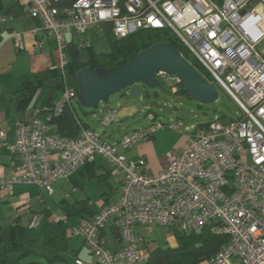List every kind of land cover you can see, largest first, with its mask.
Here are the masks:
<instances>
[{"label":"built area","instance_id":"built-area-1","mask_svg":"<svg viewBox=\"0 0 264 264\" xmlns=\"http://www.w3.org/2000/svg\"><path fill=\"white\" fill-rule=\"evenodd\" d=\"M23 10L35 21L29 32L40 51V31L53 36L62 70L67 62L68 36L85 35L91 28L107 27L116 37L142 29L174 35L204 67L213 84L235 103L240 115H214L204 123L183 127L147 114L149 124L113 141L102 139L91 127L80 126L74 137L54 133L51 120L77 100L72 86H64L50 106L34 108L30 119L16 120L14 139L0 130V150L7 149L18 164L0 177V200L15 184L32 183L51 193L53 184L71 176L87 161L102 156L119 188L116 198L91 217L72 225L92 256L74 264H142L148 241L138 224L173 227L182 233L211 225L229 241L203 264H264V0H24ZM13 20L0 17V23ZM16 49H23L24 32L11 34ZM89 47L82 41L77 47ZM171 94L182 88L179 78L156 74ZM48 111L45 119L40 113ZM114 120L102 115L100 124ZM187 132L179 151H167L165 164L149 174L143 157L129 159L125 151L160 129ZM33 215L30 226L39 223ZM113 223L119 248H111L102 232Z\"/></svg>","mask_w":264,"mask_h":264},{"label":"trees","instance_id":"trees-1","mask_svg":"<svg viewBox=\"0 0 264 264\" xmlns=\"http://www.w3.org/2000/svg\"><path fill=\"white\" fill-rule=\"evenodd\" d=\"M108 33L109 50L106 52L98 54L90 52L88 59L82 61L79 57L78 47L74 43L68 42L66 47L67 62L62 70L59 67L46 68L42 71L29 73L6 81L0 87V106L5 100H15L14 104L16 108L23 110L29 105L30 100L38 89L46 88V97L38 107L43 109L51 105L52 101L60 95V92L66 85L74 87L78 93L77 72L80 69L87 66L95 68L103 64L108 72L113 71L140 51L160 42L173 43L179 49L182 57L189 61L196 70L212 83L204 67L170 33L156 29H142L126 37L119 38L114 37L110 31ZM88 48L91 49L90 46ZM122 95L126 96L124 92ZM176 95L190 98L186 95L183 86L178 94L174 96ZM78 110L81 112V115L82 113L87 115L92 112H98L83 108L78 102L76 107L71 102L69 106L64 107L61 114L52 118L51 125L54 133L64 137H74L77 135L80 126L90 127L86 120L79 115ZM148 113H152L156 117L155 113L148 109L145 115L146 118ZM21 120L25 119L22 118ZM94 159L87 161L82 166L88 165ZM108 171L110 172V170ZM59 205L67 218L74 215L90 214L86 199L72 203L61 200ZM41 214L44 216V219L41 222L38 235L35 236L28 233L26 227L16 217L9 225V239L3 241L0 224V264H36V261L30 260L24 262L23 259L32 254H37L35 247L38 238H40L43 244L40 256L46 263L51 264L62 257L63 252L68 247V238L72 224L62 218L50 220V211L45 209H43ZM28 226L33 227L30 226V222ZM228 241V236L214 232L211 225L208 224L199 231L183 233L177 238L176 246L174 247L162 248L155 246L149 249L147 257L143 260L142 264H203L223 245L227 244ZM48 250L51 251L50 256L44 253Z\"/></svg>","mask_w":264,"mask_h":264},{"label":"rangeland","instance_id":"rangeland-1","mask_svg":"<svg viewBox=\"0 0 264 264\" xmlns=\"http://www.w3.org/2000/svg\"><path fill=\"white\" fill-rule=\"evenodd\" d=\"M4 1L5 7L0 10V17L8 16V13L6 12L8 5L6 3V0ZM19 7L22 8L20 3ZM8 22H10V20L1 22L0 26H4ZM108 32L109 30L107 29V27H103L102 29H90L85 35H73V40L76 44L84 41L91 47V49H89L88 47H78L79 57L82 61H86L88 59L90 52L98 54L100 52H106L109 50ZM45 42L47 43L46 39L43 40L42 53H49L54 60V55H57L58 57L57 50L54 48L55 41L54 39L50 38L49 46ZM263 46L264 44L260 43L259 45H257V49L260 50L263 48ZM26 66L27 65L25 64V62H18L14 66H12L14 67L12 73H14V75H23L30 73V70H28ZM12 67L11 61L3 58L2 66L0 64V81L9 76L10 71L8 70L12 69ZM212 85L218 94V98L216 101L206 104H199L197 101L185 96L179 97L178 95L174 96L170 93L167 94L165 92H169V89L166 85H164V90H161L158 87H154V89L151 90L155 91L156 94L154 95L150 94V96H145L144 94H142L139 98L134 99H126V96H123V92L121 91L112 94L109 98L108 105L110 109H113L115 111V116L119 115L123 108L127 109V111L130 112V115L126 118H122L118 125H115V123L112 122L109 125L104 126L96 122V120L94 119L82 116L79 110L78 112L79 115L84 118L90 126L95 127L97 132L100 133L102 139L106 138L101 133L102 129L105 130L106 133L113 132L111 138L107 136L108 141H113L114 137L120 136L126 130H131L132 128L137 127H146L150 122L145 117L148 109L155 113V120H160L161 122L171 124L180 122L182 123L183 127L191 124L196 125L199 122L207 121L214 115L221 116L222 119H228L230 117L240 115L241 112L239 108H237L231 98L219 86L213 83ZM46 94V88L38 89L32 97V104L37 105L38 103L43 101ZM72 102L74 106L77 107L76 101L73 100ZM45 117L46 113L41 112L40 118L45 119ZM164 129L168 130V134L157 145V150H163V157L167 151H177V148H182L184 146H182V144H186L187 142V131L185 129H183V132L170 130L167 128ZM95 158L97 163L104 161V158L100 155H97ZM112 177L116 181L115 177ZM69 180L70 179L57 180L52 186L51 193L40 191L38 187L32 183H22V185L16 184V189L21 188V190L19 191L20 193H16V195H19L12 198V192L11 195L6 197L7 201L2 202V200H0V224L3 239L6 238V233H8L9 231L8 220L12 215L20 214L22 220L25 222L27 215H30V210H32L31 213H33L31 216L39 214L42 215L41 212L44 208L49 209L55 214L60 209L59 200L63 197L68 198L69 200H73L74 198H79L80 196L84 197L85 194H89L91 198L96 202V199L99 196V191L106 188L105 183L97 184L96 178H93L92 181L87 182L86 186H84V192L79 190V188L72 191V186ZM23 193H25L27 197L22 199L21 194ZM67 195L68 197H66ZM37 230L38 228H35V231ZM31 232L34 233V231ZM142 232L144 233L141 234L144 235L147 241H151L154 246H159L162 248L176 246L177 238L183 234L173 227H167V229L165 230L157 225H151L148 231L147 229H145Z\"/></svg>","mask_w":264,"mask_h":264},{"label":"crops","instance_id":"crops-1","mask_svg":"<svg viewBox=\"0 0 264 264\" xmlns=\"http://www.w3.org/2000/svg\"><path fill=\"white\" fill-rule=\"evenodd\" d=\"M24 2H25L24 0H6V3L8 5L7 6L8 8L6 10V12L8 13L7 15H11L13 17V20L8 22L4 26H0V64L2 66L3 58H6L9 61H11V67L14 66L18 62H25V64L27 65L26 68L30 70V73L42 71L46 68H55L59 64V59L57 55H54V60H53L49 53H42L43 47L40 51H37L34 49L35 39H34V36L31 35L29 30L32 27H34V24L36 23L34 20L30 19L24 12L23 10ZM4 3H5L4 0H0V10L5 7ZM19 3L21 4L22 8L19 7ZM91 29H94V28H91ZM17 31L24 32V38H23L24 48L23 49H16L14 46V42L11 38V34ZM37 37H42L43 39H46L47 43L46 42L45 43L48 46L50 44V38L54 39L55 41V38L53 36H47L44 34L43 31H40ZM67 38H68V42L74 43L77 46V44L73 40V36H68ZM54 48L56 49V42H55ZM45 65H48V66H45ZM13 68L14 67L8 70L10 71L9 76L4 78V80L0 81V87L2 86V84H4L6 81L10 79L22 77L24 75L29 74L27 73L23 75H19V74L14 75V73H12ZM14 101L15 100H5L0 106V130L6 133L8 142H12L14 139V135H13L14 121L17 119H22V118L30 119L32 116L33 109L36 107H39L40 104L43 102L41 101L40 103L35 105V104H32V99H31L29 105L25 109L20 110L16 108ZM43 112H48V111H43ZM109 113L113 115L114 120L112 122H114L115 125H118V123L122 120V118H126L130 115V112L127 111V109L125 108H123L120 114L117 116H115V111L113 109H110ZM82 115L84 117H89L91 119H94L96 120V122L100 124L99 120L102 114H100L99 112H92L87 115L85 113L84 114L82 113ZM90 127L95 129V127H92V126ZM143 128L145 127L132 128L131 130L143 129ZM131 130L130 129L126 130L121 135ZM95 131L97 130L95 129ZM101 133L106 137L105 140L108 141L107 136L111 138L113 132L106 133L105 130L102 129ZM167 134H168V130L166 129L158 130L154 134L153 137H150L149 139L142 141L138 143L136 146H133L129 150L125 151L126 157L129 159H137L138 157H143L146 161L147 172L149 174H154V175L159 173L164 167L165 160L163 157V150L161 149L157 150V145ZM120 136L114 137V140ZM185 145L186 144H182L183 147L181 146L182 148H177V151H179L178 149L180 150L183 149ZM17 164H18L17 158L13 156L7 149L2 148L0 150V177L9 175L11 172V169ZM108 168L109 167L105 159L104 161L97 163L96 158H95L94 161L89 163L88 165L81 166L71 176L69 180L72 186V191L79 188V190H81L82 192H84V186H86L87 182L92 181L93 178H96L97 184L105 183L106 188L101 189L99 191V196L96 199V202L94 201V199L91 198L89 194H85V196L83 194L84 197L80 196L79 198H74L73 200H69L68 198H65V197L59 200V203L61 200H66L67 202L72 203V202H75L81 199H86L87 205L90 210L89 215L86 213L82 215H74V216L67 218L61 211V208L55 214L51 212L49 209L44 208L45 210L50 211L49 219L58 220L62 218V219L69 221L72 225H75L79 222L80 218L94 215L95 213L99 211L102 205L113 201L116 198V194L119 188V183H117L113 179L111 173L108 171L109 170ZM17 185H22V183L17 184ZM17 185L15 184L13 187L12 198L18 196L19 194L16 195V193H18L21 190V188H18V189L15 188V186ZM39 190L43 191L41 189ZM21 196H22V199L27 197L25 193L21 194ZM66 197H68V195ZM5 201H7V199L2 200V202H5ZM31 211L32 210H30L29 212L30 215H27L25 222L22 220L20 214L12 215L8 220L9 225L14 218L18 217L22 225L26 227L28 233H30L31 231H34V233L31 232V235H34V236L38 235L39 228H40L42 220L44 219V216L43 215L40 216V220L37 225L33 227H29L28 225H29L30 219L32 218L31 215L33 214L31 213ZM35 228H38V230L35 231ZM149 228L150 227L147 225L138 224L136 226V231L139 234H141V233H144L142 232L143 230L147 229L148 231ZM102 236L107 241L108 245L111 248H114V249L119 248L118 228L113 223H111V225L102 232ZM2 239H3V236H2ZM8 239H9V231L8 233H6V238H4L3 241H7ZM148 245H149L148 250L155 247L151 241H148ZM42 247H43L42 241L40 240V238H38L36 240V247H35L37 254H32L31 256L26 257L25 259L27 260L23 259L24 262L32 260V261H36V264H49V263H46V261L40 256V253H42ZM148 250H147V254H148ZM44 253L49 256L51 255L50 250ZM147 254L145 258L147 257ZM76 259H81L82 261L90 262L92 260V256L89 253L86 246L84 245L83 238L80 235L70 234L68 238V247L63 252L62 257L59 260L52 262L51 264H74Z\"/></svg>","mask_w":264,"mask_h":264},{"label":"water","instance_id":"water-1","mask_svg":"<svg viewBox=\"0 0 264 264\" xmlns=\"http://www.w3.org/2000/svg\"><path fill=\"white\" fill-rule=\"evenodd\" d=\"M158 72L177 76L186 95L199 104L218 98L212 83L182 57L173 43L160 42L140 51L113 71L108 72L103 64L80 69L77 72V102L83 108L107 115L112 94L121 91L126 93V99H134L142 94H156L151 91L154 87L164 90L163 82L156 78Z\"/></svg>","mask_w":264,"mask_h":264},{"label":"clouds","instance_id":"clouds-1","mask_svg":"<svg viewBox=\"0 0 264 264\" xmlns=\"http://www.w3.org/2000/svg\"><path fill=\"white\" fill-rule=\"evenodd\" d=\"M184 88V87H183ZM171 94V93H170Z\"/></svg>","mask_w":264,"mask_h":264}]
</instances>
